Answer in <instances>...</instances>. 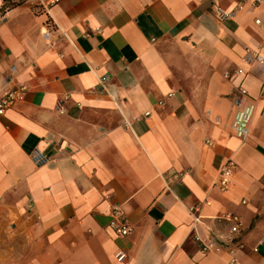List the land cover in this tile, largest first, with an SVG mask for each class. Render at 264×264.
I'll use <instances>...</instances> for the list:
<instances>
[{"label": "crops", "instance_id": "crops-1", "mask_svg": "<svg viewBox=\"0 0 264 264\" xmlns=\"http://www.w3.org/2000/svg\"><path fill=\"white\" fill-rule=\"evenodd\" d=\"M239 1L0 0V95L26 87L0 116V264H264V112L231 126L264 91V2Z\"/></svg>", "mask_w": 264, "mask_h": 264}, {"label": "built area", "instance_id": "built-area-1", "mask_svg": "<svg viewBox=\"0 0 264 264\" xmlns=\"http://www.w3.org/2000/svg\"><path fill=\"white\" fill-rule=\"evenodd\" d=\"M62 0H39V4L44 12L49 11V9L61 2ZM264 0H250V5L252 8L258 7ZM245 0H240L235 9H241L244 7ZM231 12L222 15V17H226L231 15L234 10ZM254 24L259 27L262 31H264V17L255 16ZM262 51H264V41L261 44ZM250 54V58L252 61H258L264 63V53H261L258 50L250 51V49H246V55ZM249 58V59H250ZM238 73H241V69L237 70ZM26 87L22 84L16 85L3 94L0 95V116L4 115L5 112L13 107L20 99H22L24 91ZM241 94H245L243 90H240ZM261 108V111L264 112V91H262L256 98L251 99L249 102L240 105L234 114V118L232 121V129L235 135L241 139H245L248 135L249 123L250 120L255 113L257 108ZM148 114V113H146ZM32 160L36 165H41L46 163L49 160V156L41 152L39 150H34L32 153ZM235 163L232 159H227L219 168L218 180L216 182L217 188L224 192L227 190L229 185L231 184V179L234 171ZM208 203V202H206ZM200 206L198 204L193 205L189 208V211L193 218V225L199 220ZM221 218L231 222V226L228 229L227 237L228 239H233L236 235H239L241 232L242 223L240 218L233 213L226 212L221 215ZM108 227L112 230V232L119 237L126 236L130 233L131 227L124 216L123 212L119 208H115L112 211L111 219L109 221ZM196 240L200 241L202 251H211L216 248L214 242H204L199 238V236L195 237ZM236 260L234 257L230 259V261L226 264H235Z\"/></svg>", "mask_w": 264, "mask_h": 264}]
</instances>
